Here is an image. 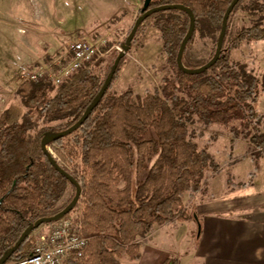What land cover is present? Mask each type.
Listing matches in <instances>:
<instances>
[{
    "label": "trees",
    "instance_id": "obj_1",
    "mask_svg": "<svg viewBox=\"0 0 264 264\" xmlns=\"http://www.w3.org/2000/svg\"><path fill=\"white\" fill-rule=\"evenodd\" d=\"M232 1L150 0L149 8L183 5L194 13L195 33L205 32L214 42L210 59L189 68L196 69L214 57L223 18ZM246 1V11L264 12V0H241L229 22ZM146 2L143 0L140 15ZM121 17L115 16L113 21L119 22ZM149 20L161 33L163 51L167 63L176 70V79H167L162 92L149 91L138 99L131 89L113 93L110 88L121 69L122 58L107 92L83 125L71 135L46 144L67 161L71 171L64 169L82 187L74 227L90 238V244L83 256L68 257L65 264H122L119 259L125 256L140 260L142 240L155 225L192 219L184 201L186 194H198L221 171L209 151L212 145L201 148L196 142V132L190 128L194 117L206 128L218 122L233 125L238 117L244 119V125L263 122L264 116L256 109L259 79L245 64L231 60L230 51L246 39H264L263 23L240 29L231 44L224 42L214 66L201 74H190L177 63L180 46L190 28L188 12L161 11L145 22ZM184 57L185 52L182 62ZM59 58L61 55L55 56L51 63ZM114 62L103 76L95 72L91 63L60 84L26 79L14 93L18 102H12L0 114V259L28 227L58 215L72 202L73 198L59 206L68 186H73L75 194L76 187L50 163L42 140L80 120L97 98ZM59 63L64 66L67 62L60 59ZM179 91L188 97L179 95ZM248 134L250 141L264 152V133ZM47 151L54 156L50 149ZM32 234L6 264L31 255L35 243ZM161 264H179V260L168 257Z\"/></svg>",
    "mask_w": 264,
    "mask_h": 264
},
{
    "label": "rangeland",
    "instance_id": "obj_2",
    "mask_svg": "<svg viewBox=\"0 0 264 264\" xmlns=\"http://www.w3.org/2000/svg\"><path fill=\"white\" fill-rule=\"evenodd\" d=\"M48 2H50V5H48ZM117 2L118 0H113L109 4V0H62V13L65 18L74 19V22H76L74 26L68 29V25L63 23L61 25L63 28H57L47 33L43 32L45 25L39 24L27 27L25 26L27 24H24L25 20H23L21 23L24 25H22V28L21 25H18V28H25L28 31L26 34H20L12 29L8 24L9 21L12 22L19 12L23 13L27 19L32 14L38 20L42 16L50 15L54 11L55 0L47 1L49 8L43 0H0V68L11 71V75L6 76V80H2L4 84H7V88H4L6 92L4 95L5 102H2L0 98V111L6 109L12 102H18L15 99L14 90L30 72L53 65L55 62L51 63V60L57 55H61V58L65 56L67 42L75 38L104 39L110 42L111 51L106 56L96 59L93 63L95 72L102 76L105 75L110 64L121 53L113 46L126 43L125 38L140 15L141 7H143V0H141L139 8L131 15V19H127L125 23H120L121 21L114 22L113 18L119 10L116 6ZM248 2L246 1L237 9L231 18L225 39L226 45L232 43L233 37L243 27H250L259 22L264 24V12L250 13L244 9ZM57 4L59 5V0ZM128 9L130 11V8ZM127 11L125 10L116 16L123 17ZM65 18L63 17V19ZM152 23L153 21L149 20L142 25L140 31L138 30L130 51L124 57L117 78L111 85V92L119 94L131 89L135 94V98L138 99L144 97L149 91L159 90L162 92L164 82L167 79H176V70L167 63V57L163 51L161 33L153 27ZM28 36L34 39L32 41L33 47L35 43H39L37 50L32 51L34 48H31L32 50L28 48V44L25 42ZM42 36H48L49 38L42 41L39 39ZM38 39L39 41H37ZM213 46V40L205 32H196L185 51L184 66L194 68L207 62L211 57ZM29 50L30 53L37 54L38 61L28 69H24L27 59L26 54ZM230 51L231 60L245 64L247 69L259 79L260 89L256 109L264 116V39H246L237 48H231ZM178 94L188 97L186 92L179 91ZM194 119L195 123L190 124V128L196 132V142L201 148L208 144L212 145L209 151L215 156L221 171L213 175L212 179H214H210L211 182L208 187L206 184L204 185L198 197L186 194L185 202L188 210H191L192 219L195 220V214H202L203 210L242 217L250 216L251 213L254 214L256 209H264V192L261 193L264 188V152L262 148H258L250 141V135L248 134L264 133V117L260 125L254 123L244 125V119L238 117L233 120V125L229 123L224 125L218 122L207 128L202 126L196 117ZM200 132H202V135H198ZM234 145L238 150V155H233ZM47 148L52 151L63 168L71 171L67 161L61 155L55 153L53 148ZM231 159H234V163L230 162ZM255 174H258L259 182L262 184L259 189H250L243 186V181L254 177ZM249 179L245 183L252 180ZM75 195V189L69 185L59 206L71 202ZM79 209L80 207L76 205L74 211L67 216L75 218L79 213ZM199 217L201 219V216ZM174 224L176 223L162 226L155 225L147 237L142 240L144 253L141 259L132 260L125 256L119 259L120 262L122 264H155L153 258L150 257V247L153 246L165 252L170 250V243L172 246L175 245V240L170 236V231L174 232L175 226H178ZM197 227H200L199 222ZM49 229V225L45 224L34 232L32 237L35 243L43 240L48 235ZM193 240L196 241L195 236ZM187 247L190 249L192 243L188 241ZM165 255L167 254H163V256Z\"/></svg>",
    "mask_w": 264,
    "mask_h": 264
},
{
    "label": "crops",
    "instance_id": "obj_3",
    "mask_svg": "<svg viewBox=\"0 0 264 264\" xmlns=\"http://www.w3.org/2000/svg\"><path fill=\"white\" fill-rule=\"evenodd\" d=\"M47 1L48 0H43L46 6ZM57 1L58 0H55L54 11L51 12L50 15L42 16L38 20V18L32 14L31 17L29 16L27 19L23 13L19 12L16 18L13 19L12 22L9 21L8 24L13 30L15 29L20 34H26L28 31L26 30L25 33H22L18 28V25H24L25 23L27 27L43 24L45 25L43 32L47 33L57 28H63V26H61L63 23L67 24L68 27H66L69 29L74 26L76 22H74V19L65 18L62 13V0H59V5ZM112 1L113 0H109V4L112 3ZM140 3L141 0H118L116 6H118L119 10L116 15L128 10L126 15L122 17L120 23H125L127 19H131V15L139 8ZM48 5H50V2H48ZM128 8H130V11ZM63 17L65 19H63ZM23 20H25L24 24L21 23ZM29 30L36 33L32 29ZM48 38V36H42L39 39L44 41L48 40ZM39 39L37 41H39ZM33 40V38L28 36L25 42H27L29 49L34 48L31 50L35 51L38 49L39 43H35L33 47ZM26 57L24 69H28L33 63L38 61L37 54L30 53V50L26 54ZM10 73L11 71L2 70L0 68V98L2 102H5L4 95L6 94L5 89L7 88V84H4L2 80L5 79L6 76H10ZM16 89L17 88H15L14 91H16ZM4 110L5 109H2L0 114ZM237 151V148H235L233 155L237 154ZM233 160L234 159H231L230 162L234 163ZM251 178L252 182L249 186L246 185V188L259 189V186L262 184L259 182L260 178L258 174H255L254 177ZM248 179L246 181H248ZM246 181H243V183ZM210 182L211 180L206 183L207 187ZM263 190L261 193L264 192ZM199 194L201 193L196 194L195 197H198ZM189 212L191 213L190 209ZM202 212V214H195V220L191 219L184 223L174 224L178 226H175L174 232L170 231V236L175 240V245L172 246L170 243V250L165 252L153 246L150 247V257L153 258L155 264H161L166 258L171 256L177 258L179 264H264V209H256L254 214L251 213L250 216L247 215L242 217L223 213H213V211L208 210H203ZM199 216H201V219ZM198 220L201 223L199 228L197 227ZM194 236L196 241L193 240ZM187 240L189 243H192L190 249L187 247ZM164 252L167 255L163 256V254H165ZM143 253L142 250V255ZM159 257L161 258L160 261Z\"/></svg>",
    "mask_w": 264,
    "mask_h": 264
},
{
    "label": "built area",
    "instance_id": "obj_4",
    "mask_svg": "<svg viewBox=\"0 0 264 264\" xmlns=\"http://www.w3.org/2000/svg\"><path fill=\"white\" fill-rule=\"evenodd\" d=\"M22 28V25L20 26ZM22 33L26 29H20ZM66 54L61 59L66 60L62 66L59 60L51 66L30 72L26 79L35 82H51L60 84L65 78L80 71L86 64L94 63L98 58L106 56L111 51L107 40L92 38H75L67 42ZM122 45L113 46L120 52ZM56 66L54 71L53 67ZM48 235L33 245L32 253L24 260L12 264H65L68 257H81L90 244V238L78 233L74 227V218L69 216L49 225Z\"/></svg>",
    "mask_w": 264,
    "mask_h": 264
},
{
    "label": "water",
    "instance_id": "obj_5",
    "mask_svg": "<svg viewBox=\"0 0 264 264\" xmlns=\"http://www.w3.org/2000/svg\"><path fill=\"white\" fill-rule=\"evenodd\" d=\"M149 1L147 0L145 8L142 11V14L139 15L137 17V19L134 22V26L132 28L131 33L129 34L126 43L123 46V51L116 57L115 62L111 68V72L110 75L108 76L106 82L104 83L102 89L100 90L97 98L95 99V101L89 106V108L85 111V113L83 114V116L80 118V120L78 122H76L73 126H71L70 128H68L67 130L57 133V134H53V135H49L47 137H45L42 140V147L45 150L46 154L48 155L49 161L50 163L63 175L65 176L70 182H72L75 187H76V195L73 198L72 202L62 211L60 212L58 215L52 217V218H45V219H40L38 220L35 224L31 225L30 227H28L24 233L22 234L21 238L18 240V242L16 243V245L9 250L1 259H0V264H6L7 261L11 258V256L19 249V247L23 244V242L32 234V232L35 229H38L39 227L45 225V224H51L53 222H56L60 219H62L63 217H66L67 215L70 214V212L75 208V206L77 205L80 197H81V193H82V187L81 184L76 180V178L71 175L69 172H67L56 160V158L47 151V142L49 141H56L60 138L66 137L71 135L72 133H74L76 130H78L83 123L88 119V117L90 116V114L93 112L94 108L96 107V105L102 100V98L104 97L105 93L107 92L109 86L111 85L113 78L115 76V73L117 71L118 65L121 61L122 58H124L127 53L130 51L131 49V44L138 32L139 27L146 21V19L148 17H150L151 15L161 12V11H167V10H172V9H179V10H185L186 12H188V14L190 15V28L185 36V38L182 41V44L180 46L179 49V53L177 56V63H178V67L186 72V73H190V74H201L205 71H207L208 69H210L212 66H214L220 59L221 53H222V49L224 46V42H225V38L227 35V28H228V22H229V18L230 15L232 13V11L234 10V8L236 7V5L241 1V0H233L232 3L230 4V6L228 7L225 16L223 18V23H222V28L219 34V38H218V42H217V46H216V50H215V54L214 57L212 58V60L210 62H208L207 64L196 68V69H189L186 68L182 62V56L186 50L187 44L189 43V40L191 39V37L193 36V34L195 33V29H196V21H195V16L194 13L187 7L183 6V5H163V6H158V7H154V8H149Z\"/></svg>",
    "mask_w": 264,
    "mask_h": 264
},
{
    "label": "bare ground",
    "instance_id": "obj_6",
    "mask_svg": "<svg viewBox=\"0 0 264 264\" xmlns=\"http://www.w3.org/2000/svg\"><path fill=\"white\" fill-rule=\"evenodd\" d=\"M54 223V222H53ZM52 224V223H51ZM48 225H50V224H48Z\"/></svg>",
    "mask_w": 264,
    "mask_h": 264
}]
</instances>
